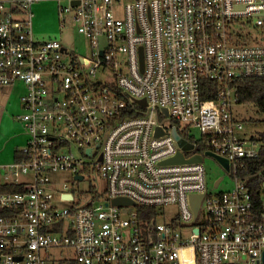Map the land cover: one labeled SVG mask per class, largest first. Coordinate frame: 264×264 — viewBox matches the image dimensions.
<instances>
[{"label": "built area", "instance_id": "2783aa9c", "mask_svg": "<svg viewBox=\"0 0 264 264\" xmlns=\"http://www.w3.org/2000/svg\"><path fill=\"white\" fill-rule=\"evenodd\" d=\"M37 1L0 0V85L24 84L28 132L0 165V264H264V180L257 198L237 172L259 150L234 114L238 79L264 77V0H56L89 55L35 37ZM209 152L228 159L232 188L210 191L203 161L187 160ZM59 171L90 185L55 188Z\"/></svg>", "mask_w": 264, "mask_h": 264}, {"label": "rangeland", "instance_id": "374dc122", "mask_svg": "<svg viewBox=\"0 0 264 264\" xmlns=\"http://www.w3.org/2000/svg\"><path fill=\"white\" fill-rule=\"evenodd\" d=\"M63 3L67 4V1ZM32 11L35 37L39 39L57 37L75 53L89 55L91 50L90 40L78 30V24L71 17V13L65 15L64 25H60L56 0L34 2ZM99 75L101 74L99 73ZM23 90L24 84L22 82L0 85V164L11 162L14 159L15 148L23 147L28 138V132L19 120V116L23 112L20 100ZM234 114L243 121V128L237 130V134L246 140V147L259 150L260 140L253 143L252 137L264 131V111L260 110L254 103H237ZM192 130L195 135H200L198 127L194 126ZM203 163L206 167L208 189L210 191L215 192L232 188L234 180L217 158L205 155ZM221 176H223L222 182L218 187H215V181ZM51 177L55 188L67 184L78 186L80 189H87L90 185L88 178L74 181V174L71 171H59L53 173ZM3 180V171L0 169V182H3ZM63 205H69V203H63ZM165 210L167 211L166 217H160V220H167L169 216L175 213L176 207L169 206Z\"/></svg>", "mask_w": 264, "mask_h": 264}, {"label": "trees", "instance_id": "16d2710c", "mask_svg": "<svg viewBox=\"0 0 264 264\" xmlns=\"http://www.w3.org/2000/svg\"><path fill=\"white\" fill-rule=\"evenodd\" d=\"M218 90L217 81L209 78H204L202 81V95L204 99H210L215 96ZM238 103H254L260 110L264 111V77H240L237 87ZM172 124L176 125L178 132L185 137H188L187 131L180 129V122L172 119ZM252 139L260 140L261 146L259 156L248 159L243 158V165L238 167V176L247 180L249 187L257 198L260 197L264 180V131L259 135L253 136ZM199 151L204 152V146L200 144ZM19 155V149L15 150V155ZM4 187L0 186V190ZM141 216L150 218L157 213L156 206H145L139 208ZM143 210V211H142Z\"/></svg>", "mask_w": 264, "mask_h": 264}, {"label": "water", "instance_id": "95a60500", "mask_svg": "<svg viewBox=\"0 0 264 264\" xmlns=\"http://www.w3.org/2000/svg\"><path fill=\"white\" fill-rule=\"evenodd\" d=\"M142 65H143V57H142ZM141 103H144L146 104V99L143 98L140 100ZM164 112L166 114H168V109L167 108H164L163 109ZM163 132V129L161 127H158V133H162ZM173 133L174 135L178 138L179 140V143L183 145L184 149H191L193 148V144L190 143V142H187L185 138L181 137L178 130L176 129V127L173 128ZM210 155L214 156L215 158H217L223 165L226 169L229 168V161L226 157L224 156H221V155H218L216 153H213V152H209ZM203 155L202 154H197L189 159H187L188 161H203ZM186 160L183 153L182 152H179L176 156L170 158L167 160V162H182ZM77 178H83L82 175H76ZM222 177H219V179L216 181V184L218 183V181L221 179ZM203 195L200 194V195H193L192 196V203H193V206H194V209L195 211L197 212L199 207H200V201H201V197ZM114 202L117 203V204H122V203H131V201L127 198H115L114 199Z\"/></svg>", "mask_w": 264, "mask_h": 264}, {"label": "crops", "instance_id": "0c3cea01", "mask_svg": "<svg viewBox=\"0 0 264 264\" xmlns=\"http://www.w3.org/2000/svg\"><path fill=\"white\" fill-rule=\"evenodd\" d=\"M24 90H25V86H24ZM24 90H23V92H24ZM23 92H22V93H23ZM17 148L19 149V147H16L15 150H16ZM15 150H14V155H15ZM3 164H4V163H3ZM0 165H1V164H0ZM0 183H1V182H0Z\"/></svg>", "mask_w": 264, "mask_h": 264}]
</instances>
